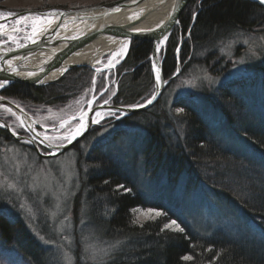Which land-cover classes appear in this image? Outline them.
Masks as SVG:
<instances>
[{"label": "trees", "instance_id": "obj_1", "mask_svg": "<svg viewBox=\"0 0 264 264\" xmlns=\"http://www.w3.org/2000/svg\"><path fill=\"white\" fill-rule=\"evenodd\" d=\"M263 28L264 8L255 3L192 0L159 52L163 76L170 79L175 74L177 59L182 64L192 54L211 49L236 33L249 34ZM184 36L187 39L176 57L179 37ZM151 52V42L134 40L130 44L125 59L117 68V91L112 106H138L153 95ZM94 75L88 68H77L49 86L36 88L17 83L7 88L2 96L34 117L36 112L63 109L83 95L87 97ZM234 86L220 87L219 96L224 100L232 99ZM160 102L161 98L149 110L120 121L123 126L142 125L145 128L143 162L147 177L154 178L161 171L171 185H176L184 176L186 189L205 187L209 198L237 211L243 225L251 224L257 236L241 241H234L221 231L202 236L180 216L142 196L133 177L120 164L104 155H97L95 162L89 161L90 158L87 160L88 157L85 159L81 154L76 162L79 192L75 201L79 204V197L86 193L90 217L113 233L106 241L123 245V251L111 256L106 264H264V183H253L264 168L263 117L247 124L251 116L246 121L227 120V129L234 127L250 153L241 158L217 144L197 107L181 101L182 106L167 114L159 111ZM2 120L8 124L7 120ZM176 127L182 129L181 137L168 134L169 129ZM125 134L120 130L114 137ZM3 144L20 145L0 129V146ZM84 164L89 170L84 171ZM133 209H151L163 215L139 222L138 211L133 212ZM171 220L180 224L184 231H161ZM0 241L4 249L16 253L28 264H40L44 259L43 248L24 224L11 216L0 214ZM184 256L193 259L186 261Z\"/></svg>", "mask_w": 264, "mask_h": 264}, {"label": "rangeland", "instance_id": "obj_2", "mask_svg": "<svg viewBox=\"0 0 264 264\" xmlns=\"http://www.w3.org/2000/svg\"><path fill=\"white\" fill-rule=\"evenodd\" d=\"M110 1L113 0H0V21L9 14L23 11L80 9ZM32 22L28 19L16 27V22L10 20L5 26L0 25V43L6 47L24 44L27 33L33 28ZM4 29L12 32L17 29L19 33L3 34ZM186 39L187 36L179 37V43ZM120 58L121 55L115 58L106 56L96 68L114 65ZM158 59L162 63L160 53ZM179 67L180 73L171 79L160 97L159 111L170 114L182 106L181 101H187L198 108L221 148L241 158L249 155L245 142L235 133L234 127L227 129V120L246 121L251 116L252 119L245 122L247 124L254 122L255 118L264 119V28L249 34L236 33L211 49L192 54L184 63H179ZM117 68L94 72L87 97L83 95L63 109L36 112L32 118L42 129H51L84 113L92 99L95 101L90 108L111 105L117 91ZM230 84H235L232 99L224 100L218 90ZM0 118L7 120L16 134L25 137L26 131L15 116L0 110ZM104 118L71 149L54 158H41L26 145L0 146V214L24 224L44 250L45 256L40 264H106L111 256L123 251V245L106 241L113 233L90 217L87 194L79 197V204L75 201L79 192L76 162L81 154L85 159L88 157L87 160L90 158L89 161L95 162L97 155H104L120 164L133 177L131 179L142 196L150 203L161 204L174 212L202 236L208 237L217 231L234 241L257 236L251 224L243 225L237 211L209 198L205 187L186 189L184 176L176 185H171L161 171L156 177L148 178L143 162L145 128L142 125L123 126L120 121H115L116 116L104 115ZM78 125L79 121H72L52 132H38L48 144L61 146ZM120 130L126 134L114 137ZM181 130L171 128L168 134L181 137ZM39 152L48 155L43 149ZM89 168L84 164V171ZM254 181V184L264 183V168ZM144 212L147 210L137 212L139 222L148 220ZM0 264L28 263L0 243Z\"/></svg>", "mask_w": 264, "mask_h": 264}, {"label": "water", "instance_id": "obj_3", "mask_svg": "<svg viewBox=\"0 0 264 264\" xmlns=\"http://www.w3.org/2000/svg\"><path fill=\"white\" fill-rule=\"evenodd\" d=\"M192 0H113L95 6L80 9L51 8L45 10H29L9 14L0 21V25L13 20L16 27L25 20H33V28L27 33V40L17 47H6L0 43V110L7 111L21 124L30 137L16 134L11 126L0 118V129L17 143L29 144L41 158H54L83 139L89 132L99 126L104 115L115 117V121L145 112L160 99L167 84L180 73L179 62L175 75L165 79L162 63L158 59L173 29ZM257 4L264 8L259 0H242ZM134 16L131 21H124L123 15ZM2 28V27H0ZM7 31L6 33H4ZM19 33L15 29L2 30L3 34ZM1 34V33H0ZM134 40L148 41L152 44L150 61L155 82L153 95L143 104L134 107H118L100 105L90 108L95 99L88 104V109L59 123L55 128L42 129L52 132L63 128L65 124L79 121V134L68 138L61 146H53L44 141L37 131L39 125L21 107L6 99L2 93L10 86L22 83L36 88H43L58 82L68 72L77 68H88L95 73L113 69L125 59L130 44ZM184 42L176 50V57ZM121 46L126 51L116 64L96 68L101 60L113 57ZM159 77V79H157ZM85 118L84 124L82 119ZM81 124L83 128H81ZM76 129V128H75ZM75 131V130H74ZM38 147L48 152L42 155Z\"/></svg>", "mask_w": 264, "mask_h": 264}, {"label": "snow or ice", "instance_id": "obj_4", "mask_svg": "<svg viewBox=\"0 0 264 264\" xmlns=\"http://www.w3.org/2000/svg\"><path fill=\"white\" fill-rule=\"evenodd\" d=\"M261 3H264V0H261ZM0 15H2V14H0ZM157 79H159V77H157ZM0 86H2V84H0ZM80 127L83 128V125H81ZM76 134H79V132H77ZM120 187H123V186H120ZM125 191H128V189H125ZM137 211H140V210L133 209V212H137ZM144 215L148 219H155L157 216L163 215V213H161L159 211L153 212V210L149 209V210H147V212H144ZM166 229H171V230L178 231V232L184 231V229L180 226V224H178L175 220H171L168 223H165L163 225V228H161V231H164ZM183 259L186 261H190L193 259V257L192 256H184Z\"/></svg>", "mask_w": 264, "mask_h": 264}, {"label": "bare ground", "instance_id": "obj_5", "mask_svg": "<svg viewBox=\"0 0 264 264\" xmlns=\"http://www.w3.org/2000/svg\"><path fill=\"white\" fill-rule=\"evenodd\" d=\"M261 2V0H259ZM134 18V16H132ZM133 18H131V16H126L125 14L123 15V20L124 21H131L133 20ZM7 31H5L4 33H6ZM26 40H27V35H26ZM126 51L125 46H121L116 52H114L113 54V58L118 57V56H122ZM112 65L109 64L108 67H111ZM85 118L82 119V124H84ZM81 124V125H82ZM79 131V127L75 129V131H73V133L69 136L70 138H72L77 132Z\"/></svg>", "mask_w": 264, "mask_h": 264}, {"label": "flooded vegetation", "instance_id": "obj_6", "mask_svg": "<svg viewBox=\"0 0 264 264\" xmlns=\"http://www.w3.org/2000/svg\"><path fill=\"white\" fill-rule=\"evenodd\" d=\"M41 130L42 131V128L39 126L37 127V131ZM44 132V131H43ZM25 137H30L29 134L26 133ZM21 145H26L27 147H30V149H32L33 152L36 153V151L33 149V147L29 144H23V143H19ZM38 149H42L41 147H38ZM44 150V149H43Z\"/></svg>", "mask_w": 264, "mask_h": 264}]
</instances>
